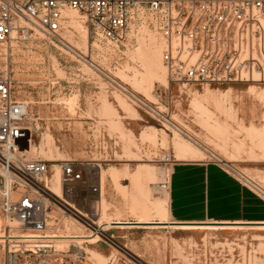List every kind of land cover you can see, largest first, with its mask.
Segmentation results:
<instances>
[{
    "label": "rangeland",
    "instance_id": "obj_1",
    "mask_svg": "<svg viewBox=\"0 0 264 264\" xmlns=\"http://www.w3.org/2000/svg\"><path fill=\"white\" fill-rule=\"evenodd\" d=\"M67 16V29L59 34L62 43L34 31L23 38L14 34L0 48V71L7 70L12 78L14 98L28 105L24 126L30 129L31 142L24 144L25 156L57 159L49 163L48 177L60 169L53 165L64 161L93 166L91 174L80 168L82 181L66 184L61 177L63 196L75 209L58 201L46 230L39 234L78 233L94 239H52L51 249L34 264H264V228L188 235L140 230L127 240L112 237V226L118 225L102 227L105 221L162 216L166 190L161 184L168 175L158 180L157 170L167 167L157 162L164 154L177 159L176 143L183 149L196 147L186 135L228 161L245 180L264 188V84L169 85L157 33L131 26L125 41L114 45L91 38L79 14ZM151 39L161 63L157 70L148 58ZM111 79L128 82L119 87ZM129 88L142 90L134 94L142 100L151 92L146 103L185 135L166 125L164 118L140 109L126 94ZM197 100L206 110L196 107ZM97 167L105 175L100 203ZM8 224L15 225L0 212V234ZM100 225L115 245L92 234ZM6 249L1 239L0 264ZM79 250L80 259L74 255Z\"/></svg>",
    "mask_w": 264,
    "mask_h": 264
},
{
    "label": "built area",
    "instance_id": "obj_2",
    "mask_svg": "<svg viewBox=\"0 0 264 264\" xmlns=\"http://www.w3.org/2000/svg\"><path fill=\"white\" fill-rule=\"evenodd\" d=\"M69 12L79 14L91 38L114 45L125 41L131 26L157 33L169 85L264 84V0H0V48L14 34L23 38L34 31L62 43L59 34L67 29ZM12 89L7 70L0 71V212L7 223H15L3 234L4 264H34L51 249V239L14 233L44 232L59 200L46 188L49 162L25 156L24 144L31 142L30 129L24 126L28 105L15 99ZM125 92L140 109L151 110ZM210 160L248 184L227 163ZM173 162L164 154L157 163L168 168ZM59 168L66 184L82 181L81 169L93 173L87 163L64 161ZM167 182L161 188L166 190ZM101 231V226L92 228L95 237L115 245ZM74 255L80 259L82 251Z\"/></svg>",
    "mask_w": 264,
    "mask_h": 264
},
{
    "label": "crops",
    "instance_id": "obj_3",
    "mask_svg": "<svg viewBox=\"0 0 264 264\" xmlns=\"http://www.w3.org/2000/svg\"><path fill=\"white\" fill-rule=\"evenodd\" d=\"M167 171L166 220L146 219L140 222L143 224L137 220L111 222L112 225L117 222L140 224L112 226L113 238L116 236L129 240L140 230L184 235L219 230H262L254 225H264V194L227 171L221 164L213 160L175 158ZM154 224L158 226H147ZM175 225L233 226H222L227 229L214 230H180Z\"/></svg>",
    "mask_w": 264,
    "mask_h": 264
},
{
    "label": "bare ground",
    "instance_id": "obj_4",
    "mask_svg": "<svg viewBox=\"0 0 264 264\" xmlns=\"http://www.w3.org/2000/svg\"><path fill=\"white\" fill-rule=\"evenodd\" d=\"M71 18V17H70ZM81 25V24H80ZM84 33H86L85 31H84ZM81 34V33H80ZM82 35V34H81ZM86 36V35H85ZM62 42V41H61ZM73 42V41H72ZM76 44V43H75ZM79 46V45H78ZM154 47H155V42H154V40L153 39H151L150 40V43H149V46H148V49L150 50L149 51V59H151L152 60V64H154L152 67H153V69L154 70H157L156 68H157V66L158 65H160L161 63H160V59L156 56V53H155V51H153V49H154ZM74 48V47H73ZM78 48H80V47H78ZM84 48V47H83ZM75 49H77V47H75ZM82 49V48H81ZM156 49V48H155ZM84 50V49H83ZM81 51V50H80ZM81 53V52H80ZM148 54V53H147ZM81 55L82 56H87V53L85 52V51H83L82 53H81ZM82 59V58H81ZM148 59V60H149ZM92 66V65H91ZM155 72V71H154ZM109 79V78H108ZM110 80V79H109ZM112 80V79H111ZM125 81H127V80H125ZM124 80H120L118 83L117 82H115L114 80H112V82L113 83H117V86L119 85V87L121 86L122 87V85H127V83L125 82ZM167 81V80H166ZM128 82V81H127ZM143 82V81H142ZM169 84V83H168ZM139 85H143V84H140L139 83ZM146 85V84H145ZM144 87V86H143ZM146 87H147V85H146ZM138 88H140V87H138ZM122 89V88H121ZM142 89V88H141ZM145 89H147V88H145ZM122 90H124V89H122ZM129 91H131V93H133V94H137V95H139L141 92H142V90H139V89H137V88H129ZM146 91V90H145ZM252 92V91H251ZM151 93V92H150ZM149 93V91L147 92V98L146 97H144L143 98V100L146 102L148 99H150L149 98V96L151 95L152 96V94H150ZM142 95V94H141ZM195 102H196V100H194ZM213 103V102H212ZM203 104V103H202ZM201 104V102L200 103H198V100H197V103H195V105H196V107L197 108H199L200 110H206L205 109V107L203 106ZM194 105V106H195ZM148 107L151 109V107L148 105ZM196 109V108H195ZM208 110V109H207ZM151 113H153L154 115H156V116H158V117H162V118H164L165 119V117H163L162 116V114L159 112V111H156V112H154L152 109L151 110H149ZM30 115V114H29ZM28 115V116H29ZM31 118V117H30ZM165 122H166V125H168L169 127H171L176 133H178L179 135L181 134V135H185V134H183L182 133V131L180 130V129H178L177 127H175L174 126V124H172L171 123V121H170V119L169 120H164ZM123 128V127H122ZM148 134V133H147ZM147 136V135H146ZM190 142H192L193 144H194V146H196V147H194V148H189V149H183V148H181L177 143H176V147L175 148H177V151H176V153H177V160H200V159H202V156H207V157H211V158H216L219 162H222V163H226V162H228V161H226L224 158H222L220 155H218V154H216V152L214 153L213 151H211V150H208V149H206V148H204V147H201L200 145L201 144H199L197 141H194L190 136H188V135H186L185 136ZM182 147H184V146H182ZM49 156V155H48ZM52 157V156H51ZM46 158L45 159V161H47V162H49V163H51V162H57L58 160L57 159H53V157L52 158ZM53 166H55L56 168H59L57 165H53ZM157 173H158V180L160 179L161 181L163 180V178H165L164 176H166L167 175V171H166V169H163V168H159L158 170H157ZM104 176L105 175H103V173H102V171L101 170H99L98 171V182H97V192H98V197L100 196V198H98L99 200H98V202L100 203L101 201H103L102 200V185H103V182H104ZM243 176V175H242ZM157 178V177H156ZM246 181H247V183L250 185V186H252L254 189H256V190H260L262 193H264V188H262V187H260L258 184H256L255 182H253L252 180H249V179H246ZM45 182H46V188H47V190L51 193V194H53V196H55L56 198H57V200H59V201H61V202H63V204H65V205H67V206H69L70 208H73V209H75L74 208V206L73 205H71L70 203H68V201H66V199L64 198V196L62 195V182H61V172H60V169H57L56 170V172L51 176V177H47L46 179H45ZM100 190V191H99ZM164 197L167 199V192H165L164 193ZM101 205V204H100ZM102 206V205H101ZM101 209V208H100ZM99 211H101V210H99ZM102 212V211H101ZM166 213H167V211L165 210V209H163V210H161V214H162V216L159 218L160 220H166ZM102 214H104V213H102ZM138 215V214H137ZM106 219V218H105ZM147 218H146V216H144V215H141L140 217H138L137 218V221L140 223V222H145V220H146ZM60 221V220H59ZM109 221V220H108ZM106 223H104L103 224V226L102 227H105L106 228V226H111L112 225V223H111V221H109V222H107V221H105ZM53 223H56V222H54L53 221ZM63 223V222H62ZM65 223H67V222H64V224ZM70 224H72V223H70ZM74 224V223H73ZM140 224H143V223H140ZM14 224H12L11 226H13ZM54 225V224H53ZM58 225V224H57ZM56 225V226H57ZM80 225V224H79ZM172 225V224H171ZM51 226V225H50ZM55 226V225H54ZM72 226V225H71ZM101 226V225H100ZM123 226V225H122ZM144 226V225H143ZM147 226H158V225H147ZM175 226H179V227H177L178 229H180V230H202V229H205V228H207V229H227L226 227H222V226H233V225H175ZM205 226H207V227H205ZM214 226H216V227H214ZM217 226H221V227H217ZM254 226H258V227H256V228H264V225H254ZM58 227V226H57ZM67 228V227H66ZM108 228V227H107ZM171 228V227H170ZM236 228V227H235ZM49 229V228H48ZM77 229H79V228H77ZM80 230V229H79ZM71 231H73V230H71ZM75 231V230H74ZM84 231V230H83ZM47 232H48V230H47ZM69 232V231H68ZM76 232V231H75ZM74 232V233H75ZM79 232H81V230L79 231ZM62 233V232H61ZM21 234H23V235H26L27 237H32V238H47V239H60V240H64V241H74V240H76V242L77 241H82V240H85V239H87L88 240V242L89 241H92L93 239H92V237L91 236H85V235H53V234H51V235H49L50 234V232H49V234H47V235H40V234H36V235H34V234H29L28 232H25V233H21V232H15L14 233V237H20V235ZM60 234V233H59ZM64 234V233H63ZM83 234V233H82ZM4 236L2 235V233L0 234V241H1V239L3 238ZM64 241H62V242H64ZM64 243H66V242H64ZM100 259V258H99Z\"/></svg>",
    "mask_w": 264,
    "mask_h": 264
},
{
    "label": "water",
    "instance_id": "obj_5",
    "mask_svg": "<svg viewBox=\"0 0 264 264\" xmlns=\"http://www.w3.org/2000/svg\"><path fill=\"white\" fill-rule=\"evenodd\" d=\"M114 225H140V224H137V223H127V222H117V223H114ZM154 225H158V224H154Z\"/></svg>",
    "mask_w": 264,
    "mask_h": 264
}]
</instances>
